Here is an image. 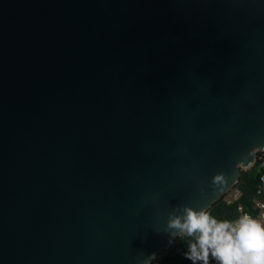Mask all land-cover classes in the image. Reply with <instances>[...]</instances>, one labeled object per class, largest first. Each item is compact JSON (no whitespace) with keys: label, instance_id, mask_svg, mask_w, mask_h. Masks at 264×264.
<instances>
[{"label":"water","instance_id":"obj_1","mask_svg":"<svg viewBox=\"0 0 264 264\" xmlns=\"http://www.w3.org/2000/svg\"><path fill=\"white\" fill-rule=\"evenodd\" d=\"M260 151L264 0H0V264H150Z\"/></svg>","mask_w":264,"mask_h":264},{"label":"clouds","instance_id":"obj_2","mask_svg":"<svg viewBox=\"0 0 264 264\" xmlns=\"http://www.w3.org/2000/svg\"><path fill=\"white\" fill-rule=\"evenodd\" d=\"M223 178L216 177L219 183ZM185 215H173L168 227L181 237H193L186 259L192 264H264V224L248 215L235 222L219 220L208 210L184 209ZM171 243V241H169Z\"/></svg>","mask_w":264,"mask_h":264},{"label":"trees","instance_id":"obj_3","mask_svg":"<svg viewBox=\"0 0 264 264\" xmlns=\"http://www.w3.org/2000/svg\"><path fill=\"white\" fill-rule=\"evenodd\" d=\"M259 162L260 160H257L249 170H240L239 180L234 186L239 191V196L236 199L227 202L223 196L208 209L215 218L234 220L238 216L237 207L239 204L243 206L246 212L255 214L256 211L252 208V200L258 184V176L264 171V168H259ZM190 242H194L193 237H181L179 235L150 264H187L190 260L186 259L184 254L187 252Z\"/></svg>","mask_w":264,"mask_h":264},{"label":"built area","instance_id":"obj_4","mask_svg":"<svg viewBox=\"0 0 264 264\" xmlns=\"http://www.w3.org/2000/svg\"><path fill=\"white\" fill-rule=\"evenodd\" d=\"M259 160H260L259 168H264V153L259 158ZM238 196H239V191H238V195L234 196L233 199L226 201L230 202L236 199ZM252 202H253L252 208L256 211L255 214L246 212L243 209V206L239 204L237 207L238 216L231 222H235L243 215H248L253 219L259 221L260 223L264 224V171L261 172L258 176V184ZM187 264H192V261L188 262ZM210 264H216V262L214 260H210Z\"/></svg>","mask_w":264,"mask_h":264},{"label":"rangeland","instance_id":"obj_5","mask_svg":"<svg viewBox=\"0 0 264 264\" xmlns=\"http://www.w3.org/2000/svg\"><path fill=\"white\" fill-rule=\"evenodd\" d=\"M264 151H260V153H257L256 154V158H255V163L257 160H259V158L263 155ZM254 163V164H255ZM254 166V165H253ZM252 166V167H253ZM250 168L246 169V168H243L241 170H249ZM238 195V190L236 188H232L231 190H229L225 195H224V199L225 200H231L234 198V196Z\"/></svg>","mask_w":264,"mask_h":264}]
</instances>
